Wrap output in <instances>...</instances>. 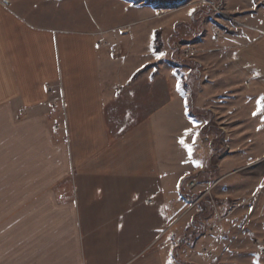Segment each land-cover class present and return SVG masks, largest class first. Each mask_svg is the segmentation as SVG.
<instances>
[{
    "label": "crops",
    "instance_id": "crops-1",
    "mask_svg": "<svg viewBox=\"0 0 264 264\" xmlns=\"http://www.w3.org/2000/svg\"><path fill=\"white\" fill-rule=\"evenodd\" d=\"M60 3L0 1V264H168L191 172L169 179L150 120L114 130L122 75L101 23ZM251 33L234 59L261 98L264 35Z\"/></svg>",
    "mask_w": 264,
    "mask_h": 264
},
{
    "label": "rangeland",
    "instance_id": "rangeland-1",
    "mask_svg": "<svg viewBox=\"0 0 264 264\" xmlns=\"http://www.w3.org/2000/svg\"><path fill=\"white\" fill-rule=\"evenodd\" d=\"M62 1L59 9L70 4L71 15L101 23L96 30L120 68L122 88L110 107L114 130L150 120L169 179L191 172L183 181L191 204L167 230L174 237L164 250L168 264H264V111L234 59L245 32L264 35V0ZM156 31L163 56L152 52ZM171 62L184 74L186 64L196 66L199 78L182 87ZM62 119L56 130L66 135ZM181 139L192 148L188 163ZM185 222L193 233L184 232Z\"/></svg>",
    "mask_w": 264,
    "mask_h": 264
},
{
    "label": "trees",
    "instance_id": "trees-1",
    "mask_svg": "<svg viewBox=\"0 0 264 264\" xmlns=\"http://www.w3.org/2000/svg\"><path fill=\"white\" fill-rule=\"evenodd\" d=\"M158 32L156 31L154 33V40H153V43H152V52L154 54H159L160 53V46L158 44ZM173 66H175V68L177 69V73L178 75H180V82H181V85L182 87H186L187 86H190V83L189 81L192 79V77H195V78H199L200 76V72L198 70V68L196 66H193V65H188L186 64V66L190 67V71L188 72V74H184L181 70H180V65H178L177 62H171ZM195 67V68H194ZM194 71V72H192ZM192 106H190L191 108Z\"/></svg>",
    "mask_w": 264,
    "mask_h": 264
},
{
    "label": "snow or ice",
    "instance_id": "snow-or-ice-1",
    "mask_svg": "<svg viewBox=\"0 0 264 264\" xmlns=\"http://www.w3.org/2000/svg\"><path fill=\"white\" fill-rule=\"evenodd\" d=\"M193 11H194V10H193ZM189 14L191 15V11H190ZM163 55H164L163 53H160V56H163ZM158 58H159V57H158ZM178 88H179V85H178ZM261 102H262V103H261L260 111H264V97H261ZM253 115L256 116V115H258V113H257V112H254ZM186 131H187V130H186ZM179 142L181 143L182 146H184L185 148H187V150H188L189 153H191L192 148H191L190 145L185 144V142H184L183 139H181ZM196 166L199 167V166H201V165H199V163H197Z\"/></svg>",
    "mask_w": 264,
    "mask_h": 264
}]
</instances>
